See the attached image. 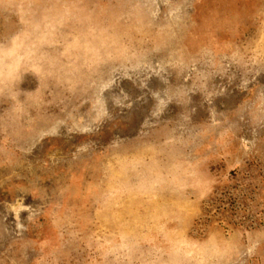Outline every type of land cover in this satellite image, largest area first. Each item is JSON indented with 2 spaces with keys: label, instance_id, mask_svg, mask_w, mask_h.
<instances>
[{
  "label": "rangeland",
  "instance_id": "374dc122",
  "mask_svg": "<svg viewBox=\"0 0 264 264\" xmlns=\"http://www.w3.org/2000/svg\"><path fill=\"white\" fill-rule=\"evenodd\" d=\"M0 264H264V0H0Z\"/></svg>",
  "mask_w": 264,
  "mask_h": 264
}]
</instances>
